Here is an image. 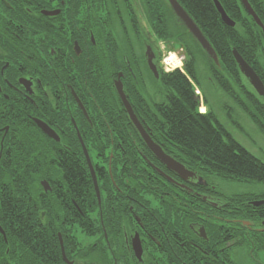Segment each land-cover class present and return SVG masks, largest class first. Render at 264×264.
I'll list each match as a JSON object with an SVG mask.
<instances>
[{"label": "flooded vegetation", "instance_id": "af4514ba", "mask_svg": "<svg viewBox=\"0 0 264 264\" xmlns=\"http://www.w3.org/2000/svg\"><path fill=\"white\" fill-rule=\"evenodd\" d=\"M85 2L95 5L0 0V186L13 185L8 173L20 167L43 195L53 194L43 202L53 203L52 212L44 208L39 217L67 224L56 233L58 264H264V186L223 182L188 166L186 150L159 129L172 109L159 43L164 50L179 45L176 24L153 8H83ZM181 48L201 86L199 63ZM206 78V112L239 143L236 103L213 100L226 95ZM118 81L146 135L194 177H180L148 149ZM240 81L245 95L235 97L258 100L243 75ZM59 237L68 244L62 239L65 257Z\"/></svg>", "mask_w": 264, "mask_h": 264}, {"label": "trees", "instance_id": "16d2710c", "mask_svg": "<svg viewBox=\"0 0 264 264\" xmlns=\"http://www.w3.org/2000/svg\"><path fill=\"white\" fill-rule=\"evenodd\" d=\"M177 1L212 46L218 58V67L206 57L186 29L176 23L165 0H146L145 4L147 8H153L157 15L160 12L168 14L177 26L174 28L173 40L179 46L186 47L194 66L201 60L205 63V69L214 86L234 101L249 122L264 136V98L259 97L257 100L255 96H248L242 102L240 96L235 97L231 83L225 79L226 73L232 84L240 90L242 75L232 55V50L235 49L264 85V35L261 29L244 11L238 0H218L229 18L235 22L233 28L222 23L212 0ZM248 1L264 24V2ZM103 2L108 3V8H118L117 0H94L95 5L88 7L85 2L82 7H106ZM184 71L185 73L178 70L168 73L161 80L164 88L169 87L172 91V109L167 117L170 123H158L160 131L174 135L176 146L187 152L185 163L188 166L200 168L206 175L219 178L223 182L263 187L264 160L257 158L234 140L213 114L198 113L199 100L194 95L190 80L200 89L202 83L200 86L196 81L195 67L185 65ZM239 93L245 95L243 91ZM204 102L207 103L206 98ZM165 111L166 108L163 109ZM19 157L21 156L14 155L13 165H20ZM8 175L14 184L0 186V227L6 237L4 240L0 234V264H58L61 258L56 233L63 232L67 224L61 220L39 217L44 208L52 212L53 203L48 200L45 204L43 202L45 197L53 194L43 195L40 188L26 180L20 167H14ZM78 176L81 178L80 173ZM82 179L84 180L83 177L80 180ZM79 224L85 225L86 221L80 220ZM62 239L64 246H67L65 237Z\"/></svg>", "mask_w": 264, "mask_h": 264}, {"label": "water", "instance_id": "95a60500", "mask_svg": "<svg viewBox=\"0 0 264 264\" xmlns=\"http://www.w3.org/2000/svg\"><path fill=\"white\" fill-rule=\"evenodd\" d=\"M165 1L167 3L168 7L170 8L176 23H178L179 25H181L183 28L186 29V31L189 33V35L192 37V39L198 44V46L203 51V53L206 55V57L208 59H210L216 67H218L219 63H218V58H217L215 51L213 50L212 46L207 41L205 36L202 34V32L200 31L198 26L195 24V22L192 20V18L189 16V14L185 11V9L179 4V2L177 0H165ZM239 1L241 3V6L243 7L244 11L252 18V20L254 21L256 26L261 29V31L264 35V24L262 23L259 16L253 10V8L251 7L248 0H239ZM213 2H214V6H215V8H216V10L220 16L222 23L228 27L233 28L235 26V22L231 18H229V16L226 14V12L224 11V9L221 6V4L219 3V1L213 0ZM145 55H146V60H147V63L149 64L150 70L156 75L155 67L152 63L153 54H152L150 48L146 49ZM232 55H233V58H234L236 65L239 69V72L244 76V78L247 80V82L253 87V89L255 90L257 95L264 98V85H263L262 81L260 80V78L258 77V75L255 73V71L252 69V67L241 57V55L235 49L232 50ZM116 88H117V92L119 94V97L121 98V100L125 106V109H126V112H127V115L129 117L130 121L133 123V125H135V127L138 129V131L141 132L144 142L146 143L148 149L155 155V157H157V159H159L163 164H165L168 169L174 171L180 177H182L184 179L194 177V174L191 173L190 171H188L184 166L180 165L179 163H177L172 158L166 156L165 153L163 152V150L159 146H157L146 135V133L144 132V130L141 128L140 124L136 120L131 107L127 103V101L123 95V92L121 90V84L119 81L116 83ZM90 171H91V174L93 177L95 191H96V195H97V198L99 201L100 196H99L98 189H97V183H96L95 175H94V172H93V169L91 166H90ZM45 191H47L46 186H45ZM0 234L3 236V238L5 240V233L3 232L1 227H0ZM59 240H60L62 255H63V257H65V254H64V251L62 248L63 246H62L61 237H59Z\"/></svg>", "mask_w": 264, "mask_h": 264}, {"label": "rangeland", "instance_id": "374dc122", "mask_svg": "<svg viewBox=\"0 0 264 264\" xmlns=\"http://www.w3.org/2000/svg\"><path fill=\"white\" fill-rule=\"evenodd\" d=\"M262 1L264 2V0H262ZM145 2H146V0H127L126 3L123 4V1L122 0H117L118 8H127L128 7L127 4H131L132 3L131 5L133 7L130 6L131 8H142V10H143V8H147ZM116 8H117V6H116ZM169 19H170V17H169ZM159 47L161 49L162 54H164L163 58L168 53H171L172 55H175V56L178 53V54H182V56H183V53L181 52V49H183V48H181V46H179V45L176 46V47H174V48L164 50L163 43L160 42L159 43ZM190 50H192V49L190 48ZM167 51H169V52H167ZM198 63H199V65H196V68L198 69V71L200 70L199 78H200L201 83L203 84V81H204L203 78L204 79H207L206 78V74L207 73L205 74V71H206L205 68L206 67H205V63L202 60L199 61ZM182 71H183L182 73H185L183 64H182ZM201 74H203V78L200 76ZM190 81H191L192 87H193L195 85V83L192 80H190ZM198 89H200V88L198 87ZM232 89L234 90L235 93H237L238 96H240L239 93H238L237 88L233 84H232ZM200 94L203 97V95H202V89H200ZM226 97H227V95H226ZM226 97L215 95V96H213V100H215L217 103H220V102H223L224 103V102L230 100L228 97L227 98ZM228 103L231 104L230 101ZM232 106L234 107V105H232ZM237 107H238V105H237ZM204 108H205V106H204ZM232 117L235 120H237V122L243 127V130H244V133L241 135L237 130L232 129L233 135H235L238 138L239 143L245 149H247L251 154H253L254 156H256L259 159L264 160V136L261 135L256 130V128L249 122V120L247 119L246 115L240 109L237 110L234 114H232ZM258 148H261V150H263V152H259L258 151ZM79 238L83 242L85 240H88V239H85V238H82V237H79Z\"/></svg>", "mask_w": 264, "mask_h": 264}, {"label": "built area", "instance_id": "2783aa9c", "mask_svg": "<svg viewBox=\"0 0 264 264\" xmlns=\"http://www.w3.org/2000/svg\"><path fill=\"white\" fill-rule=\"evenodd\" d=\"M176 56L172 55L171 53H168L164 57L163 60H164L165 70L166 71H168V72H172V71H175V70L182 71L183 57L180 56V55H176ZM195 94L199 95V91L197 89H195ZM200 111H202V110L200 109Z\"/></svg>", "mask_w": 264, "mask_h": 264}, {"label": "bare ground", "instance_id": "6f19581e", "mask_svg": "<svg viewBox=\"0 0 264 264\" xmlns=\"http://www.w3.org/2000/svg\"><path fill=\"white\" fill-rule=\"evenodd\" d=\"M193 88H194V89H198V87L195 86V85L193 86ZM203 106H204L203 102H200V108H202Z\"/></svg>", "mask_w": 264, "mask_h": 264}]
</instances>
